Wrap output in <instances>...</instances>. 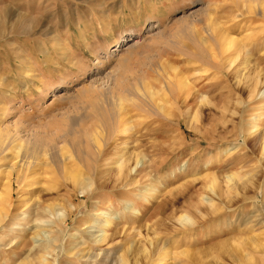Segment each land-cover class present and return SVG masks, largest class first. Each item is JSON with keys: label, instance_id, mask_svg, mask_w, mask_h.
<instances>
[{"label": "rangeland", "instance_id": "374dc122", "mask_svg": "<svg viewBox=\"0 0 264 264\" xmlns=\"http://www.w3.org/2000/svg\"><path fill=\"white\" fill-rule=\"evenodd\" d=\"M1 9L14 15L0 39V264H154L140 251L154 237L173 252L164 264H231L249 237H264V177L241 135L264 131V98L250 93L255 83L264 91V0H0ZM17 14L29 33L14 32ZM176 79L189 90L172 93ZM87 139L92 154L112 152L87 156ZM118 147L142 160L129 162L127 182L116 181ZM229 172L259 177L255 198L239 191L228 218L173 235L180 214L199 221L214 206L200 200L209 175L225 188ZM103 211L110 243L95 245ZM222 224L227 232L207 231ZM183 249L202 254L188 260ZM252 257L264 264V248Z\"/></svg>", "mask_w": 264, "mask_h": 264}, {"label": "bare ground", "instance_id": "6f19581e", "mask_svg": "<svg viewBox=\"0 0 264 264\" xmlns=\"http://www.w3.org/2000/svg\"><path fill=\"white\" fill-rule=\"evenodd\" d=\"M0 39H2V36L3 34L1 33L2 32V28L4 26H6L7 23V19L6 18H9V17H12V15H14V12L12 9H1L0 10ZM24 17V16H23ZM6 19V20H5ZM4 22L6 23L4 25ZM28 23H30L31 25V21L29 20V22H25L23 21V18H22V15H18L17 14V17L14 21V25L13 27L15 28V31H20L21 33H24V34H27L29 33V29H28ZM33 24V22H32ZM9 25V24H8ZM212 25V24H211ZM153 26V25H152ZM215 27V26H214ZM214 27L212 28L214 30ZM19 28H21L19 30ZM143 28V27H142ZM142 28H140L142 30ZM216 30V29H215ZM214 30V31H215ZM209 31H211V29H209ZM219 32V31H218ZM12 33V32H11ZM16 34V33H15ZM221 34V33H220ZM141 35V33H140ZM224 35V34H223ZM211 36V35H210ZM225 36V35H224ZM224 36H222L223 40H224ZM221 37V36H220ZM230 38V37H229ZM219 39V38H218ZM136 41H134L133 39V42L137 43L138 40L135 39ZM220 40V39H219ZM227 40V38H226ZM210 41V39H209ZM221 41V40H220ZM229 42L233 41V40H229ZM131 43L134 44V43ZM221 44V43H220ZM130 45V46H131ZM119 46V45H117ZM116 46V47H117ZM221 46V45H220ZM115 47V46H114ZM114 48L115 50L117 48ZM128 48V47H127ZM213 52V51H212ZM213 54V53H212ZM210 56V55H209ZM172 86L171 87V92L172 93H177V94H180V93H183L184 94V91L185 90H189V87L186 86V84L184 83V81L182 82L181 80L179 79H176L173 83H172ZM168 87V86H167ZM150 88V87H149ZM260 91V88H258V85L257 83H255V85L253 87H251L250 89V93H251V97H257L258 95L259 96H262V98H264V91L263 92H259ZM84 92V91H83ZM186 92V91H185ZM150 93L152 94L153 91H150ZM260 93V94H259ZM249 95V94H248ZM261 98V97H260ZM99 112V111H98ZM120 114L119 113L117 115V120L119 121V117H120ZM103 118H104V114H102ZM116 121V120H115ZM116 123V122H115ZM253 127H256V129L253 130V132L251 133H248V129L247 128H244L241 132V135L243 136V141L244 143H247V142H250L251 141L253 142L252 143V146H251V150H250V159L253 160V159H256V161L259 162V166H255L254 168H257V172L261 171L260 172V175L259 177H264V131L262 132V134H257L256 131H258L257 127H258V124H254ZM252 127V128H253ZM86 130V129H85ZM84 130V131H85ZM87 132V131H85ZM83 137V136H82ZM80 141V140H79ZM78 141V142H79ZM84 141V140H83ZM79 145V148H83V145H84V148L86 149L85 150V153L87 156L89 157H94L95 159V156L96 158H103V155H109V153H111L112 151H107L105 152V150H102V149H96V145L94 146L95 150H97V152H94L96 153L95 155L92 154V148H91V145H90V142L89 140L87 139L86 141H84L83 143L82 142H79L78 143ZM251 145V144H250ZM121 147V146H119ZM117 148V150H115L113 152V155L114 156H118V159L116 161L117 163V166H118V169H116V181H129V180H132V168L130 167L129 165V162L132 160L134 162V168H136V166L138 165L139 162H141L142 160H140V157H138V155H136L135 157L132 155V154H128L126 151L122 150L121 148ZM81 152V151H80ZM83 152V151H82ZM135 158V159H134ZM93 159V158H92ZM96 161V160H95ZM98 161V160H97ZM82 162V161H81ZM94 162V161H93ZM87 162L85 163V165L87 166ZM95 164V163H94ZM99 166V165H98ZM132 166V165H131ZM89 170L94 172L98 169L97 165H92L89 164L88 166ZM87 168V169H88ZM260 169V170H259ZM101 170V169H100ZM100 170H99V174H100ZM89 173V172H88ZM83 174V173H82ZM98 174V173H96ZM110 174V173H109ZM115 174V173H114ZM8 175V174H7ZM6 175V176H7ZM95 175V174H94ZM225 175V174H224ZM72 176V174H71ZM111 176V175H110ZM115 176V175H114ZM210 176V179H209V182L207 183L206 187L208 188L209 190V194H211V196L207 195V194H203V196L200 197V200L204 203V201L208 204H210L211 206L214 204V206L212 207L211 210L208 211V214L207 216H200L201 219L198 221L196 219H194L192 216H190L188 214V212L186 213H183V214H180L177 219H176L178 222H180V224L182 225V227H180L179 229H175L173 230V235H175L176 237L177 236H182V235H187V233L189 234H195V233H198V232H201L204 231L206 232V228L203 229L204 227V224L206 223H215L217 221H221L222 220H225L224 218H228L229 216L227 215L226 216V211H231L233 210L232 208H234V205L236 204V201L235 199H237V195L239 194V191H250L251 192V196L247 195L244 193V191H242L241 193V196L239 197V200L240 201H248L249 199L251 200V198H255L254 195H255V191H256V188L260 187L259 186V183L258 181L260 182V178L259 177H256V175H242V176H239V175H236L234 172H229L225 175V188L222 186L221 184V179L219 178V176L217 174H212V175H209ZM83 176L80 174V175H74L72 176V181L76 184V185H80L81 186V194H86L88 197H94L95 195V192L93 190V187H92V190L88 189L89 185L87 184H84L83 181H84V177L82 178ZM97 177V176H96ZM86 178V177H85ZM110 178V177H109ZM106 179V178H105ZM107 180H108V177H107ZM11 182L10 178L7 177V185L5 186H9V183ZM119 184V182H118ZM74 185V184H73ZM11 186V185H10ZM91 186V185H90ZM99 185H97L96 187H98ZM117 186V185H116ZM3 188L5 189V187L3 186ZM8 189V188H7ZM6 189V190H7ZM3 190V189H1ZM5 191V190H3ZM2 192V191H1ZM8 194V193H7ZM207 196V197H206ZM1 199V198H0ZM234 199V201H233ZM210 200L211 201H215L214 202H211L210 203ZM8 197H4L0 200V221H2V219L6 216V213L8 214L7 212V206H8ZM130 203H126L124 206V210H131V206H129ZM239 205V204H238ZM243 208V207H242ZM137 209V208H136ZM135 208H132V211L135 212L136 211ZM57 212V211H56ZM103 213H105L107 216L105 218V220L101 223V225L98 223L97 225H100V231L98 232H101L100 234H97L95 236H93V233L90 235L91 238H90V241H92L95 245L96 244H102L103 242L107 243L109 242L110 240V236L111 234L108 233V228L111 223L113 222L112 220V213L110 212H105L103 211ZM136 213H138L136 211ZM135 213V215H137ZM116 216V215H115ZM204 218H207V219H204ZM115 219V218H114ZM206 220V221H204ZM47 221V220H46ZM227 221V220H226ZM225 221V222H226ZM204 224H203V223ZM228 222V221H227ZM226 222V223H227ZM44 223V222H43ZM48 223V222H46ZM96 225V224H95ZM228 231V228L222 224L221 226H217V227H212L211 229H208L207 231L210 232H217L219 234H221V232H224V231ZM45 229H35L34 232L32 233L31 237L29 238V240H31L32 242L38 237L40 236L43 237V234H42V231H44ZM226 231V232H227ZM259 235V234H258ZM258 235L256 234V236H253V237H249L248 238V242L247 244L249 245V250L248 252H240L239 256L237 255H234L235 257H233L232 259V263L231 264H243L244 262H249L251 260H253V257L252 255L257 253L258 251H261L263 248H264V237H258ZM262 235V234H261ZM89 236V237H90ZM93 236V238H92ZM249 236H252V235H249ZM112 239V238H111ZM245 239H246V236H245ZM149 240L148 241V245H143V247H141L140 251L142 252L143 254V257H145L146 259L150 258V256H157L156 260L154 261L153 260V263L154 264H164L166 261H169L171 260V258H174L172 256V250H170V248L166 247V244L165 243H161V240L160 239H157L154 237V240ZM170 241V240H169ZM139 242V241H138ZM197 240L195 242H192L190 243V245H194V244H197ZM237 242V241H236ZM240 242V241H238ZM237 242V243H238ZM110 243V242H109ZM177 243V242H176ZM194 243V244H193ZM241 244H243L242 242H240ZM147 244V243H145ZM240 244V245H241ZM36 245V244H35ZM35 245H33V247H35ZM93 245V246H95ZM107 245V244H106ZM138 245V244H137ZM230 245V244H229ZM235 245V244H234ZM129 246V245H128ZM136 246V245H135ZM177 246L176 244L174 245V243L171 244V247H175ZM231 246V245H230ZM239 246V244H238ZM6 248H9V247H6ZM5 248V249H6ZM43 248V247H42ZM41 248V250H42ZM131 248H132V245H131ZM135 248V247H134ZM138 248V247H137ZM210 248V247H209ZM237 248V247H236ZM243 247H241L242 249ZM245 244H244V248L245 249ZM128 249V247H127ZM240 249V251H241ZM126 250V249H124ZM196 250V249H195ZM195 250H192V251H187L186 249H183V250H179V254L182 255V257H186V259L188 260H193L194 258H196L197 256L200 255V253L202 251H200L199 255H198V251H195ZM200 250V249H199ZM205 250V249H204ZM229 250V248H228ZM89 251V250H88ZM128 251V250H127ZM125 251V252H127ZM133 251V250H132ZM139 251V250H137ZM234 251V250H233ZM44 252V251H43ZM136 252V251H135ZM228 252V251H227ZM85 253V252H84ZM128 253V252H127ZM137 253V252H136ZM248 253H251L252 255L249 256ZM260 253V252H259ZM45 254H49V252H44L43 254L39 255L38 256V259L37 260H40V262H43V261H48ZM83 254V252H82ZM126 254V253H125ZM202 254V253H201ZM69 255V254H68ZM79 255V254H78ZM84 255V256H83ZM81 255V257H85L86 255L83 254ZM132 255V254H131ZM140 255V254H139ZM80 256V255H79ZM88 256V259L89 258H94V257H97L99 256V253L96 252L94 254H90L88 253L87 254ZM138 257V253L137 255H135ZM259 256V254H258ZM118 257V256H117ZM134 258V256H132ZM136 257V258H137ZM140 257V256H139ZM180 257V256H179ZM132 258V259H133ZM154 258V257H153ZM198 258V257H197ZM95 259V258H94ZM120 264H132L128 258L124 256H120ZM256 259H257V256H256ZM255 259V261H256ZM150 260V259H149ZM139 261V260H138ZM138 261H135L133 262V264H138ZM150 262V261H149ZM186 262V261H185ZM167 263V262H166ZM254 263V262H252ZM88 264V263H87ZM144 264V263H143ZM146 264V263H145ZM151 264H152V261H151ZM228 264V263H226Z\"/></svg>", "mask_w": 264, "mask_h": 264}]
</instances>
